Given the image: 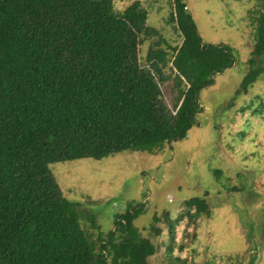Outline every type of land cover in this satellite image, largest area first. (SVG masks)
Returning a JSON list of instances; mask_svg holds the SVG:
<instances>
[{
	"label": "trees",
	"instance_id": "16d2710c",
	"mask_svg": "<svg viewBox=\"0 0 264 264\" xmlns=\"http://www.w3.org/2000/svg\"><path fill=\"white\" fill-rule=\"evenodd\" d=\"M141 1L0 0V264H152L156 245L134 225L144 203L100 230L50 169L123 151L163 153L198 124L201 90L236 64L230 45L203 41L185 0H173L168 21L179 46L148 24ZM258 6L237 93L264 77V0ZM181 203L189 218L209 207L198 196ZM165 218L173 230L181 217Z\"/></svg>",
	"mask_w": 264,
	"mask_h": 264
},
{
	"label": "rangeland",
	"instance_id": "374dc122",
	"mask_svg": "<svg viewBox=\"0 0 264 264\" xmlns=\"http://www.w3.org/2000/svg\"><path fill=\"white\" fill-rule=\"evenodd\" d=\"M116 1L124 8L133 0ZM172 2L141 1L148 24L179 46L182 40L168 23ZM185 2L203 41L230 45L237 59L201 90L198 124L160 154L123 151L56 162L50 169L66 197L85 203L81 216L94 214L100 230L112 228L115 214L144 203L134 225L156 245L152 264H264V77L237 93L249 70L255 43L251 17L260 0ZM149 43L142 46L143 56ZM171 86L172 81L163 86L169 106L176 93ZM195 196L204 197L209 207L189 218L181 201ZM165 213L181 217L173 230Z\"/></svg>",
	"mask_w": 264,
	"mask_h": 264
}]
</instances>
